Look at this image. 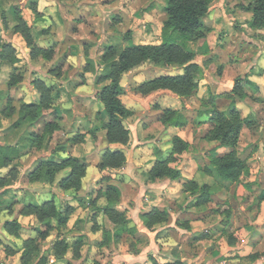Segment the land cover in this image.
<instances>
[{"label": "clouds", "instance_id": "9594fccd", "mask_svg": "<svg viewBox=\"0 0 264 264\" xmlns=\"http://www.w3.org/2000/svg\"><path fill=\"white\" fill-rule=\"evenodd\" d=\"M0 264H264V0H0Z\"/></svg>", "mask_w": 264, "mask_h": 264}, {"label": "trees", "instance_id": "16d2710c", "mask_svg": "<svg viewBox=\"0 0 264 264\" xmlns=\"http://www.w3.org/2000/svg\"><path fill=\"white\" fill-rule=\"evenodd\" d=\"M226 163L230 165V164L234 163V161H227ZM233 170L234 169L230 166H226L223 168L224 174L229 176V177L232 175Z\"/></svg>", "mask_w": 264, "mask_h": 264}, {"label": "crops", "instance_id": "0c3cea01", "mask_svg": "<svg viewBox=\"0 0 264 264\" xmlns=\"http://www.w3.org/2000/svg\"><path fill=\"white\" fill-rule=\"evenodd\" d=\"M213 255H216V253H213Z\"/></svg>", "mask_w": 264, "mask_h": 264}, {"label": "rangeland", "instance_id": "374dc122", "mask_svg": "<svg viewBox=\"0 0 264 264\" xmlns=\"http://www.w3.org/2000/svg\"><path fill=\"white\" fill-rule=\"evenodd\" d=\"M57 112H58V109H57Z\"/></svg>", "mask_w": 264, "mask_h": 264}]
</instances>
